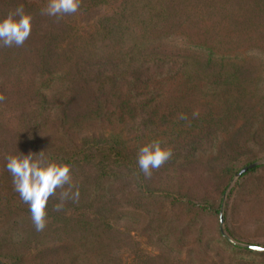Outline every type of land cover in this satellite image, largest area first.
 <instances>
[{
	"label": "rangeland",
	"instance_id": "rangeland-1",
	"mask_svg": "<svg viewBox=\"0 0 264 264\" xmlns=\"http://www.w3.org/2000/svg\"><path fill=\"white\" fill-rule=\"evenodd\" d=\"M129 2L132 14L113 32L95 34L97 21L111 14L106 5L64 16L73 33L94 34L98 50L72 40L47 91L55 113L69 93V116L92 110L94 96L77 72L90 51L115 62L126 48L137 57H168L169 76L145 88L142 62L127 70L132 84L114 137L102 140L99 156L91 149L73 167L78 207L98 213L91 223L82 214L54 236L53 225L32 229L21 197L7 196L12 180L0 177V260L50 264L43 260L56 245L67 264H264V251L246 247L264 246V56L248 54H264V0ZM5 67L6 80L23 70ZM13 89L20 101L22 92ZM156 139L173 154L146 178L137 153ZM256 161V171L236 177ZM89 192L94 201L84 200ZM29 251L33 256H22Z\"/></svg>",
	"mask_w": 264,
	"mask_h": 264
},
{
	"label": "trees",
	"instance_id": "trees-1",
	"mask_svg": "<svg viewBox=\"0 0 264 264\" xmlns=\"http://www.w3.org/2000/svg\"><path fill=\"white\" fill-rule=\"evenodd\" d=\"M39 1L0 0V18L5 17L10 9H14L20 4L24 5L27 12L33 14L32 31L23 46L0 47V70L6 68L5 65L18 66L17 71L19 73L23 69L18 79L15 77L6 80L0 77V93L6 97L3 102H0V177H7L12 180L13 188V177L6 167V158L11 155H16L19 152L39 154L44 151L45 160L70 164L72 166L71 174L73 167L79 166L80 162L88 157L89 150L95 149V154L98 152L97 155H100L104 149L99 144L107 137H114L113 126L118 124L120 108L126 104V98L130 94L128 90L132 83L127 77V70H130L131 67L134 68V65L142 62V74L147 75L145 88L157 82H165L169 76L168 62L166 61L168 57L155 56L152 59L146 56L137 57L138 51L134 52L133 48H126L124 51L122 50L121 57L115 62L108 61V58L104 59L102 53L90 51L86 60L81 62V67L78 68L77 72L94 96L95 103L92 110L87 114L69 116L67 113L71 98H69V93L68 98L64 99L59 105L57 113H55V105L50 100V94L47 91L48 89L51 90L52 83L58 79V76L53 77L52 74H56L53 72L59 70L61 57H65L64 53L72 50V40H78L81 44H91L92 48L97 50L98 47L91 39V37L94 39V34L84 36L77 32L73 33L65 17L57 22L55 17L41 15V9L46 6L47 2L46 0ZM129 1L82 0L79 9L82 11L90 10L98 4L109 6L111 14L97 21L95 34L100 31L113 32L114 29L120 27L115 25L116 22H121L123 18L129 19L132 14L133 9ZM19 58H21L20 63L15 64L13 61ZM15 86H18V91L22 92L20 101L18 100L19 97H14L16 91L13 87ZM108 131L109 133H107ZM258 168L257 166L249 169L242 177ZM10 191L7 196H16L18 199L19 193L15 188L14 191ZM94 197L95 194L89 192L84 200L94 201ZM58 202L55 197L49 200L47 224L41 232L53 225L52 236H54L57 232H64V229L73 225L82 214L88 218L90 223L98 217L93 206L89 208L87 205V208L83 206L79 208V199L75 202L68 200L62 211H55L54 205ZM187 202L196 204L191 199H188ZM24 204L27 205V207H23L26 209L24 211L25 217L29 221L30 227L35 229L29 205L25 202ZM227 218V213H225V221ZM227 231L233 234L230 228H227ZM63 236L57 240L63 241ZM259 244V242L248 241L246 247L249 250H254L247 245ZM58 249L56 245L53 246L50 249V259H45L43 262L52 264L53 261H56V264H67V258L62 260L57 258ZM38 253L39 249L36 254ZM26 254L33 256L32 251L24 253L22 256ZM11 258L6 262L0 260V264H28L30 261L27 260L23 263L24 257L20 258L19 262L17 257ZM34 264L39 263L35 262Z\"/></svg>",
	"mask_w": 264,
	"mask_h": 264
},
{
	"label": "clouds",
	"instance_id": "clouds-1",
	"mask_svg": "<svg viewBox=\"0 0 264 264\" xmlns=\"http://www.w3.org/2000/svg\"><path fill=\"white\" fill-rule=\"evenodd\" d=\"M82 0H48L41 9V15L55 17L59 22L65 15L78 12ZM33 26V14L27 12L23 4L10 9L0 18V47H21L29 38ZM249 55L264 56L258 50H250ZM6 97L0 93V102ZM197 115V113H193ZM184 119L183 115L180 117ZM171 147L165 146L159 139L152 140L139 148L137 164L146 178L153 170H158L172 156ZM7 159V170L13 177L15 190L21 199L29 205L36 231H43L47 224V206L51 198L58 199L55 211H62L68 200L79 199V188L73 182L71 165L44 159V151L39 154L19 152ZM59 190V192H57Z\"/></svg>",
	"mask_w": 264,
	"mask_h": 264
},
{
	"label": "water",
	"instance_id": "water-1",
	"mask_svg": "<svg viewBox=\"0 0 264 264\" xmlns=\"http://www.w3.org/2000/svg\"><path fill=\"white\" fill-rule=\"evenodd\" d=\"M260 164L259 161L250 163L249 165L243 167L242 169H240V171L236 174V177L239 178L241 177L245 172H247L249 169H253L255 167H257ZM220 221H221V226H222V231L225 235H227V232L225 230L224 224H225V214L224 211L222 209L221 214H220ZM249 248L254 249V250H258V251H264V246L262 245H247Z\"/></svg>",
	"mask_w": 264,
	"mask_h": 264
}]
</instances>
